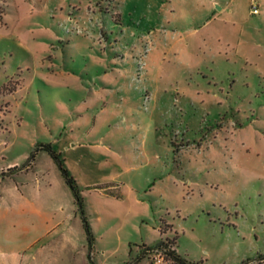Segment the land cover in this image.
Instances as JSON below:
<instances>
[{
  "label": "rangeland",
  "instance_id": "1",
  "mask_svg": "<svg viewBox=\"0 0 264 264\" xmlns=\"http://www.w3.org/2000/svg\"><path fill=\"white\" fill-rule=\"evenodd\" d=\"M257 1L259 14L250 0H0V260L45 237L33 248L45 246V264H177L138 256L166 239L197 264H264ZM106 71L116 81L91 92ZM68 143L85 145L67 164L102 162L77 181L92 246L47 151L29 174L8 173L38 145ZM21 184L17 206L43 216L38 235L10 215Z\"/></svg>",
  "mask_w": 264,
  "mask_h": 264
},
{
  "label": "crops",
  "instance_id": "2",
  "mask_svg": "<svg viewBox=\"0 0 264 264\" xmlns=\"http://www.w3.org/2000/svg\"><path fill=\"white\" fill-rule=\"evenodd\" d=\"M9 14V13H8ZM105 54L107 53L106 51L104 52ZM93 59L99 63L100 65H105L107 64V57L106 55H100V56H93ZM59 71V70H58ZM65 72V74H68L70 76H75L74 74H71V72H69V70L67 68H65L63 70ZM109 71H106L104 76L100 75L96 78V83L98 85H95V88H91V92H93V90L95 92L100 91L101 90H109L110 84L114 83L116 81V79H109L107 78ZM77 80L76 77H72L69 78L68 80ZM117 84V83H116ZM99 88V89H98ZM85 144H76V143H68V144H64L63 146L59 145L57 152L60 153L61 155L63 154H68L69 152H76L79 149H81L82 146H84ZM92 150L91 151H95V153L99 156H105L109 151H112L109 147H106L105 145H99V144H95L93 146H91ZM113 152V151H112ZM65 160V164L68 167V169L71 171V173L73 174V176L76 178L77 181H80L82 176H84V174L89 171V165L91 164H101L102 162L100 161H93V159L91 158H81L77 163L74 164H67V159ZM17 168L19 169V166H15L12 167L10 169H8V173L9 170ZM32 170H34V166L33 164L26 168L25 171L21 170V171H11L10 173H14V174H29L30 172H32ZM9 173V174H10ZM23 187H25L24 184H21L20 186H17L15 188V190L12 192V201H11V206L9 208L10 211V215L12 217H16L19 216L24 229L28 232V233H36V235L39 234V231L44 227V222H43V216L42 214H39L40 211H36V213H34V217L29 218L28 216V207L26 203H22L20 205L17 206V202H21V199L24 197L25 192L23 191ZM111 187L112 190L114 189H119V185H112ZM110 187V188H111ZM3 195V194H2ZM0 198H3V196H1ZM41 213V212H40ZM92 225V224H91ZM93 228V226H92ZM94 231V228H93ZM45 237L43 238H36L35 243H31V249L28 248L27 250H24L23 253H16L14 252L13 254L8 255L7 257H5L4 259L0 260V264H45V246L41 247V248H35V250L33 249L34 246H38L39 243H41L42 240H44ZM54 240V238H53ZM147 245H153L155 243H145ZM76 244L74 243V248ZM30 249V252L28 251ZM175 249L177 251V248L175 246ZM178 252V251H177ZM94 263V262H93ZM50 264H55V260H53V262L50 261ZM95 264V263H94Z\"/></svg>",
  "mask_w": 264,
  "mask_h": 264
},
{
  "label": "trees",
  "instance_id": "3",
  "mask_svg": "<svg viewBox=\"0 0 264 264\" xmlns=\"http://www.w3.org/2000/svg\"><path fill=\"white\" fill-rule=\"evenodd\" d=\"M40 151H47L50 154V156L57 163L63 177L65 178L67 185L71 188V190L75 196L76 203L78 204V207H79L83 228H84L86 236H87V241H88L89 245L92 246L94 241H95V234H94L91 222H90V220L86 214L84 198L81 194L80 186H79L76 178L73 176L71 171L66 166L65 160L62 158V155L60 153H58L57 151H55L51 145H43V144L38 145L36 150H35V153H33L29 157L28 162L24 167L25 168L30 167L35 160L36 154ZM16 170H17V168H14V169H11L9 171L11 172V171H16ZM174 243L175 242H172V240L166 239L163 241H159L153 245H146L145 244V245H143V249L141 250V252L138 256H139V258H142L143 256H145L147 254L151 255V254L156 253L157 251H160L163 253L164 256L169 257L170 259H172L177 264H197V263L191 262L188 259L181 256L175 250V246L177 243H175V244ZM173 245H175V246L173 247ZM90 258H91V256H90ZM92 264H94V263L92 262Z\"/></svg>",
  "mask_w": 264,
  "mask_h": 264
},
{
  "label": "built area",
  "instance_id": "4",
  "mask_svg": "<svg viewBox=\"0 0 264 264\" xmlns=\"http://www.w3.org/2000/svg\"><path fill=\"white\" fill-rule=\"evenodd\" d=\"M251 1V10L254 14H259L260 9H259V3L257 0H250ZM154 255H158L159 257L163 255L162 252L157 251L156 253H154Z\"/></svg>",
  "mask_w": 264,
  "mask_h": 264
}]
</instances>
